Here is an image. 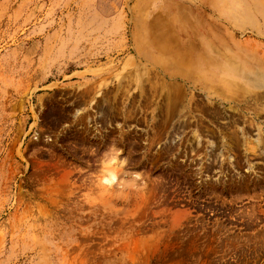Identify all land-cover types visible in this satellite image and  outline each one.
<instances>
[{
    "label": "rangeland",
    "instance_id": "obj_1",
    "mask_svg": "<svg viewBox=\"0 0 264 264\" xmlns=\"http://www.w3.org/2000/svg\"><path fill=\"white\" fill-rule=\"evenodd\" d=\"M207 45L264 71V0H0V264H264V88Z\"/></svg>",
    "mask_w": 264,
    "mask_h": 264
},
{
    "label": "bare ground",
    "instance_id": "obj_2",
    "mask_svg": "<svg viewBox=\"0 0 264 264\" xmlns=\"http://www.w3.org/2000/svg\"><path fill=\"white\" fill-rule=\"evenodd\" d=\"M206 49H207V52H206L205 59L207 61V64L211 68H214V67L218 68V70L219 71L222 70V72H224L223 74H225L226 76L233 77V80L235 81V84L237 85H240V86L250 85L253 87L255 86L258 88H264V71L258 65L260 63L259 61L253 58H248V59L242 58L241 59V57L237 55L236 60L238 62L233 68L229 69L227 68V66L222 64V61L214 59V56H213L214 53H212V48L210 45H207ZM208 76H210V74H208ZM258 98H260L259 93H257L255 99L258 100Z\"/></svg>",
    "mask_w": 264,
    "mask_h": 264
}]
</instances>
